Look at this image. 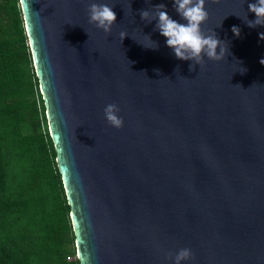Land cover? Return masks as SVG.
<instances>
[{"label":"water","instance_id":"water-1","mask_svg":"<svg viewBox=\"0 0 264 264\" xmlns=\"http://www.w3.org/2000/svg\"><path fill=\"white\" fill-rule=\"evenodd\" d=\"M92 2L113 7L110 34L88 22ZM252 2L205 0L202 31L229 53L189 71L139 15L164 3L186 23L173 0H20L80 264H174L184 248L181 264H264V26L245 24Z\"/></svg>","mask_w":264,"mask_h":264},{"label":"trees","instance_id":"trees-1","mask_svg":"<svg viewBox=\"0 0 264 264\" xmlns=\"http://www.w3.org/2000/svg\"><path fill=\"white\" fill-rule=\"evenodd\" d=\"M20 0H0V264H80Z\"/></svg>","mask_w":264,"mask_h":264},{"label":"clouds","instance_id":"clouds-1","mask_svg":"<svg viewBox=\"0 0 264 264\" xmlns=\"http://www.w3.org/2000/svg\"><path fill=\"white\" fill-rule=\"evenodd\" d=\"M22 2L26 6V0ZM112 9L113 7L107 3H90L87 9L88 22L105 34H110L116 22V14ZM173 9L186 23H179L172 19L164 3L156 4L151 9H141L139 15L143 22L148 24L156 22L154 31H159L160 35L166 38V46L173 51L175 58L193 62L189 65V71H194L196 65H202L205 57L213 61H221L225 58L229 53L228 42L219 39L214 30H210L208 34L202 31L201 25L208 19L205 0H173ZM248 10L255 14V19L247 18L245 24L249 28L264 26V0L249 3ZM231 31L237 38L240 36L241 30L238 26H233ZM146 36L150 43L142 46L147 49H157L158 42L153 41L149 35ZM125 37L127 33L121 32L122 42ZM259 39L264 40V32L259 33ZM260 63L264 65V59H261ZM154 71L159 75L158 69ZM118 112L119 108L116 104H108L104 108L105 119L117 129L123 126V119L117 115ZM168 258L174 259V264H181L182 261L192 259L193 253L191 249L184 248L180 249L174 257L169 253Z\"/></svg>","mask_w":264,"mask_h":264}]
</instances>
